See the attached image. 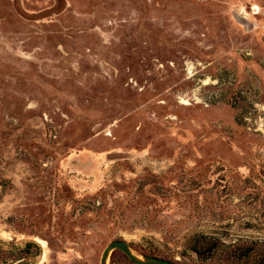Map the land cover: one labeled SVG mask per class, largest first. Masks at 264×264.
Listing matches in <instances>:
<instances>
[{
  "label": "rangeland",
  "instance_id": "1",
  "mask_svg": "<svg viewBox=\"0 0 264 264\" xmlns=\"http://www.w3.org/2000/svg\"><path fill=\"white\" fill-rule=\"evenodd\" d=\"M117 240L264 244V0H0V264Z\"/></svg>",
  "mask_w": 264,
  "mask_h": 264
},
{
  "label": "trees",
  "instance_id": "2",
  "mask_svg": "<svg viewBox=\"0 0 264 264\" xmlns=\"http://www.w3.org/2000/svg\"><path fill=\"white\" fill-rule=\"evenodd\" d=\"M190 242L192 243V250L199 256H203L206 253L213 255L221 247L218 239L204 235H196L191 238ZM226 255L227 260L232 264H264V244L252 242L229 247L226 250Z\"/></svg>",
  "mask_w": 264,
  "mask_h": 264
},
{
  "label": "water",
  "instance_id": "3",
  "mask_svg": "<svg viewBox=\"0 0 264 264\" xmlns=\"http://www.w3.org/2000/svg\"><path fill=\"white\" fill-rule=\"evenodd\" d=\"M116 250L121 251L134 264H181L158 257L138 255L133 251L130 244L124 240H117L108 244L102 253L100 264H108L111 253Z\"/></svg>",
  "mask_w": 264,
  "mask_h": 264
},
{
  "label": "crops",
  "instance_id": "4",
  "mask_svg": "<svg viewBox=\"0 0 264 264\" xmlns=\"http://www.w3.org/2000/svg\"><path fill=\"white\" fill-rule=\"evenodd\" d=\"M48 11H50V12H51V11H53V9H50V10H48ZM46 12H47V11H44V13H46Z\"/></svg>",
  "mask_w": 264,
  "mask_h": 264
}]
</instances>
